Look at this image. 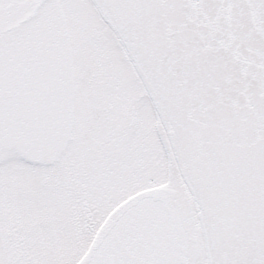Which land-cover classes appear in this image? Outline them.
I'll list each match as a JSON object with an SVG mask.
<instances>
[{
  "label": "snow or ice",
  "instance_id": "1",
  "mask_svg": "<svg viewBox=\"0 0 264 264\" xmlns=\"http://www.w3.org/2000/svg\"><path fill=\"white\" fill-rule=\"evenodd\" d=\"M0 264H264V0H0Z\"/></svg>",
  "mask_w": 264,
  "mask_h": 264
}]
</instances>
